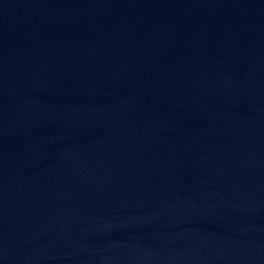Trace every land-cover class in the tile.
<instances>
[{"label": "water", "instance_id": "water-1", "mask_svg": "<svg viewBox=\"0 0 264 264\" xmlns=\"http://www.w3.org/2000/svg\"><path fill=\"white\" fill-rule=\"evenodd\" d=\"M0 264H264V0H0Z\"/></svg>", "mask_w": 264, "mask_h": 264}]
</instances>
